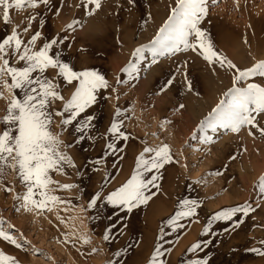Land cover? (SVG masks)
Instances as JSON below:
<instances>
[{"label": "rangeland", "instance_id": "rangeland-1", "mask_svg": "<svg viewBox=\"0 0 264 264\" xmlns=\"http://www.w3.org/2000/svg\"><path fill=\"white\" fill-rule=\"evenodd\" d=\"M176 2L101 0L97 8L95 3H88V0H49L47 5L38 3L35 8L11 10V22L7 24L3 22L0 12V39L6 38L16 28L20 38L27 44L39 32L40 38L33 47L34 51L39 50L44 42L56 39L58 43L49 55L68 64L73 71H95L108 82L106 89L98 91V101L71 124L62 126V120L67 118L68 113L63 117L53 115L52 132L60 134L61 140L66 137L71 139L70 149H67L72 161L70 168L83 162L84 168L94 165L91 161L94 155L102 151L103 146L107 149L106 138L112 121L119 124L121 133L127 137L122 138V155L128 149L129 141H132L136 145L137 156L142 152L140 147L143 145L152 149L167 145L172 158L164 164L163 169L144 173L145 181L152 176L158 177L155 181L158 187L149 185L144 190V194L150 197L147 203L138 204L131 210L125 206L111 205L116 221L110 234L107 226L97 228L95 223L91 224V211L95 205L89 207V199L79 205L62 202L64 200L61 199H65L66 195L79 196L82 200V185L66 190L61 184L48 186L50 195L60 198V201H56V204H49V201L45 208H39L21 199L27 193L26 186L18 178L16 170L10 166L4 167L0 173V229L21 247L0 238V253L13 258L15 264H193L199 260L207 261V264H264V255L260 254L264 252V191L261 190V179L264 178V135L259 131L264 128V113L256 116L257 127L243 126L238 132L224 127H217L213 131L211 127L202 126L201 122L206 119L205 116L208 117L212 107L215 108L221 100H227L224 93L231 89L229 79H233L237 72L236 69L228 71L216 61L211 64L204 62L203 72L215 77V89L223 93L216 92L214 96H205L203 100L192 93V96L185 99L184 95V98L182 87L185 76H201L202 70L196 65V60H201L191 49L154 55L151 43L168 21ZM254 9L262 11L264 0H206V15L198 25L207 37L211 24L216 20H233L232 29L236 28L239 33L233 37L232 46L222 49V52L225 58L232 56L231 62L240 70L264 61V21L254 29L248 27L250 24L247 22L250 15H256ZM245 29H249L248 33ZM102 36L107 41L101 49L95 48L94 51L88 47L90 41ZM190 41L195 42V38L190 37ZM137 48L144 49L139 57L134 55ZM213 50L218 53L221 49L213 47ZM10 64L14 67L23 66V62L11 54ZM190 66L195 70L197 67V70L190 72ZM56 73L54 69L45 72V76L54 79L55 83L62 81L58 85L64 101L52 103L50 111L53 114L63 111L64 102L70 99L77 86L76 81L67 84ZM3 79L11 83L7 76ZM200 79L204 83L208 81L206 76ZM249 83L264 87V77H249L240 80L235 86L246 88ZM66 85L68 87L65 88ZM63 90L66 93L69 91L67 95ZM20 94L19 90L5 87L0 82V118L5 115L8 102L14 96L21 97ZM190 103H195L193 107L199 111L198 117L189 113ZM88 116L94 117L90 126L83 132L77 131ZM196 126L199 131L188 138L193 129H197ZM3 129L4 125L0 124V132ZM147 155L145 153V158ZM122 160L124 167L134 164L124 158ZM213 167L214 170L211 169ZM109 168L104 163L98 165L90 190L99 191L116 181L119 175L107 178ZM70 174L75 178L74 172ZM126 174L129 180L131 170ZM73 178L67 177L66 180L72 183ZM163 186L172 195L187 192L190 199L196 202L195 214L176 219L178 213L190 207L181 199L172 212L164 214L146 230L144 216L152 206L157 210L160 209L157 205L160 202H165L163 205L166 206L174 205ZM111 193L105 197L100 194L96 204L104 207ZM40 199L39 195L32 198L33 201ZM233 208H249L250 211L246 215L243 212L235 213L231 219H213L217 214ZM105 214L103 210V218ZM81 216L85 218L86 229L81 226ZM105 235L109 236L108 240L104 239ZM196 244L200 247L193 250ZM157 249L159 255L156 254Z\"/></svg>", "mask_w": 264, "mask_h": 264}, {"label": "snow or ice", "instance_id": "snow-or-ice-1", "mask_svg": "<svg viewBox=\"0 0 264 264\" xmlns=\"http://www.w3.org/2000/svg\"><path fill=\"white\" fill-rule=\"evenodd\" d=\"M129 2L131 3L132 0ZM38 3L47 5L49 0H0L3 22L6 24L11 22V10L35 8ZM88 3H95L97 8L100 7V0H88ZM204 15H206V0H177L176 7L172 9L168 21L159 29L155 39L151 42L153 54L163 55L165 52L174 53L189 49L197 51L199 48V54L206 61L211 64L213 58H216L223 67L226 58L219 57L211 43L207 41L205 32L198 27ZM190 37H194L195 42H191ZM39 38L40 33L36 32L25 44L16 28H13L10 35L0 39V82H3V86L18 89L22 93L21 97L14 96L8 102L5 115L0 118V124L4 125L3 131L0 132V173L4 167L8 166L16 170L18 178L27 188V193L21 199L34 203L39 208H45L49 201L59 200L58 197L50 195L51 190L48 186L55 181L49 173L62 171L60 166L64 162L72 164L71 158L60 151L62 141L51 130L53 115L63 117L65 113H68L67 118L62 120V126L71 124L96 102L98 91L106 89L108 82L104 76L95 71H73L68 64L49 55L50 50L58 43L56 39L45 42L39 50L34 51L33 47ZM143 51V48H137L134 55L139 57ZM10 54L18 61H22L23 66H11ZM227 66L236 69L237 72V75L233 77V87L224 93L227 100H221L212 109L208 117L201 122L202 126L211 127L213 131L217 127H224L233 132H238L243 126L250 125L255 128L257 127L256 116L264 113V87L254 83H249L246 88H238L235 85L240 80H246L249 77H264V61L246 70L236 68L231 61H227ZM48 69L57 70V76L62 77L68 84H72L73 81L78 82L70 99L64 102L63 111H57L54 114L50 111L52 103L64 101V97L58 90L59 85L45 76ZM34 73L36 75H33ZM5 76L10 77V84L3 79ZM93 119L94 117L88 116L80 123L77 131L83 132L90 126ZM109 131L116 134L119 131V125L113 123ZM259 131L261 135H264V128ZM120 136L127 139L123 133H120ZM108 147L112 148L113 145L109 144ZM153 152L154 155L149 159L145 158V153ZM171 159L167 145L158 149L145 147L137 157L134 174L122 187L107 197L108 202L125 206L128 210L138 204L147 203L150 197L144 194V190L148 189L149 185L158 187L155 184L158 177L152 176L151 179L145 181L144 173L163 168L164 164L170 162ZM61 187L70 189L73 186L62 185ZM261 190L264 191V178L261 179ZM34 195H39L42 199L33 201ZM95 204L96 200L93 199L89 207ZM184 204L186 206L191 204V206L187 211L178 213L176 219L195 214V201H185ZM249 211V208H233L217 214L213 219H231L235 213L243 212L246 215ZM0 238L16 247H21L2 229H0ZM104 239L108 240L109 236L105 235ZM199 247L200 245L196 244L193 250ZM254 251L259 252L260 250L254 249ZM156 254L159 255L158 249ZM260 254L264 255V252ZM0 264H15V261L0 253ZM193 264H207V261H194Z\"/></svg>", "mask_w": 264, "mask_h": 264}, {"label": "bare ground", "instance_id": "bare-ground-1", "mask_svg": "<svg viewBox=\"0 0 264 264\" xmlns=\"http://www.w3.org/2000/svg\"><path fill=\"white\" fill-rule=\"evenodd\" d=\"M101 1V0H100ZM94 4V3H93ZM84 7H86V6H84ZM51 8V7H50ZM87 8V7H86ZM83 9V8H82ZM81 9V10H82ZM255 10V9H254ZM83 11V10H82ZM257 10H255V12H256ZM83 12H85V11H83ZM255 12H253V13H255ZM87 13V12H86ZM262 13H264V9L261 11L260 9H258V11L256 12V15H250V14H252V13H248L251 17H250V19L247 21V20H245V21H247V22H249L248 24H250V25H248V24H246V26L248 25V27H252L251 29H254L255 27H256V25L257 24H259L260 22H262V21H264V14L263 15H261ZM98 14V13H97ZM80 16V15H79ZM78 16V17H79ZM247 17H248V15H247ZM229 18V17H228ZM246 18V17H245ZM97 19V18H96ZM212 19L214 20V18L212 17ZM207 20L208 21H210V18L208 17L207 18ZM227 20V21H226ZM230 20H231V18H230ZM235 20V19H234ZM203 21H204V18H203ZM202 21V22H203ZM232 21L233 20H231V21H229V19H222V21L221 20H216L215 22H213L212 24H211V29H210V31H209V34L207 35V41L208 42H210L211 43V45H212V48L213 47H217L218 49H221L220 50V52H218L217 54L219 55V57L221 58V59H225V54H223V52H222V49H225V48H228V47H231L232 46V43H233V41H234V39H233V37L235 36V35H237L239 32L237 31V29L235 30V29H232V27H234V26H232L233 24H232ZM244 21V22H245ZM100 22V21H99ZM104 22V21H103ZM204 23V22H203ZM237 22H235V24H236ZM78 24V23H77ZM238 24V23H237ZM236 24V25H237ZM206 25V24H205ZM239 25V24H238ZM241 25V24H240ZM203 26H204V24H203ZM241 26H243V25H241ZM245 26V25H244ZM209 27V26H208ZM237 27H239V26H237ZM98 28H100V27H98ZM111 28V27H110ZM241 28V27H240ZM98 30V29H97ZM130 30V29H129ZM239 31H240V29H238ZM99 31V30H98ZM102 31V30H101ZM113 31H115V28L113 29ZM247 31H249V29H245V32H247ZM116 32H117V30H116ZM131 32V31H130ZM237 32V33H236ZM104 33V32H103ZM106 33V32H105ZM248 33V32H247ZM111 34V33H110ZM116 37V36H115ZM109 39V38H108ZM42 40V39H41ZM44 41H45V39H44ZM106 41H107V38L105 37V36H102V37H100V38H97L96 39V41H90L89 43H90V45L88 46L90 49H93L94 51H95V48H98V49H101L102 48V45H104L105 43H106ZM42 43H43V41H42ZM45 43V42H44ZM93 50H92V52H93ZM100 52V51H99ZM199 58H197V57H195V58H197V59H200L201 61H197L196 59V65H197V67H198V69L200 68L201 70L203 69V63L204 62H206V63H208V61H206L204 58H203V56L201 55V54H199L200 53V49L198 48L197 49V51H193ZM221 52H222V54H221ZM93 53H97V52H93ZM230 53V52H229ZM103 54V53H102ZM195 56V55H194ZM226 57H228V56H226ZM230 58H226L225 60H227L228 59V61H232V56H229ZM77 61V60H76ZM203 61V62H202ZM214 61H216L218 64H220V62H219V60H217L216 58H213V62ZM63 62H65V61H63ZM221 65V64H220ZM217 66V65H216ZM115 67V66H114ZM191 67V66H190ZM197 67H196V70H197ZM219 67V66H218ZM223 67H225L228 71L230 70H233L232 68H229L228 66H227V62L225 61V63H224V66ZM239 67V66H238ZM213 68V67H212ZM220 68V67H219ZM206 69V68H205ZM192 70H195V68H192L191 67V69H190V72H192ZM195 70V71H196ZM200 70V71H201ZM220 70V69H219ZM218 70V71H219ZM118 71V70H117ZM209 71V70H208ZM223 71V70H222ZM189 72V71H188ZM115 73V72H114ZM231 73V72H230ZM52 74V73H51ZM50 74V75H51ZM201 74V76H206L208 79V81H207V83H204V82H202V80L200 79L201 78V76L200 75H195V74H189L188 76H185V81H183V83H185L184 85H183V89H182V94H183V96L185 95L186 96V98H185V96H184V98L185 99H187V96H189L190 97V95H191V93L192 94H194V95H196V96H198V98H200V99H202L203 100V98L206 96H214L215 94H216V92L217 93H223L221 90L220 91H216V89H215V83H216V79H214L215 77L214 76H212V75H210L209 73H204L203 72V70H202V72L200 73ZM229 74V73H228ZM48 76H49V73H48ZM53 76V75H52ZM54 77V76H53ZM231 77V76H230ZM8 78H10V77H8ZM56 78H59V77H57L56 76ZM50 79V78H49ZM60 79V78H59ZM62 79V78H61ZM60 79V80H61ZM115 79V78H114ZM184 79V78H183ZM54 80V79H53ZM57 80V79H56ZM59 80V81H60ZM230 81H231V85H230V82H229V86L232 88V84H233V79H232V77L229 79ZM10 81V80H9ZM218 81V80H217ZM225 81V80H224ZM55 82V81H54ZM62 82V81H61ZM61 82H56V84H59V83H61ZM78 83V82H77ZM63 84H65L64 83V81H63ZM68 84V83H67ZM217 85H218V82H217ZM60 86V85H59ZM62 86V85H61ZM225 86V85H224ZM66 87H68L67 85L65 86V88ZM61 88V87H60ZM59 88V89H60ZM62 88H64V87H62ZM64 88V89H65ZM217 88V87H216ZM225 89H226V86L224 87ZM8 89V88H7ZM58 89V90H59ZM225 89H222L223 91L225 90ZM14 90V89H13ZM18 90V89H17ZM61 90V89H60ZM66 90V89H65ZM11 91V90H10ZM64 91V90H63ZM62 91V92H63ZM227 91V90H226ZM61 92V91H60ZM65 92V91H64ZM63 92V93H64ZM69 92V91H68ZM67 92V93H68ZM8 93L10 94V92L8 91ZM16 93H19V92H16ZM66 93V92H65ZM67 93H66V95H67ZM11 94H12V92H11ZM141 94V93H140ZM19 95V94H18ZM66 95H64L65 96V98L67 97ZM174 95V94H173ZM178 95V94H177ZM20 96H22V94H20ZM192 96V95H191ZM16 97H18V96H16ZM192 98V97H191ZM190 98V99H191ZM194 98V97H193ZM207 98H209V97H207ZM211 98V97H210ZM184 100V99H183ZM207 100V99H206ZM97 101H98V99H97ZM192 101V100H191ZM195 104V103H194ZM194 104H192V103H190L189 105H188V111H189V113L194 117V116H196V117H198L199 116V111H196L195 109H194ZM100 106V105H99ZM187 106V105H186ZM214 106V105H213ZM5 108V107H4ZM199 108V107H198ZM212 108H214V107H212ZM6 109V108H5ZM59 110V109H58ZM63 110V109H62ZM5 113V112H4ZM201 114L203 113V112H200ZM206 113H207V111H206ZM202 115H204V114H202ZM192 117V118H193ZM201 117V116H200ZM203 117V116H202ZM205 117H207V116H205ZM190 118V117H189ZM194 119V118H193ZM114 120V119H113ZM116 120V119H115ZM200 121V120H199ZM204 121V120H203ZM113 123H114V121H112ZM116 122H118V120H116ZM180 122V121H179ZM178 122V123H179ZM112 123V124H113ZM55 124V123H54ZM111 124V125H112ZM118 124V123H117ZM119 125V124H118ZM59 126V125H58ZM189 126V125H188ZM101 127V126H100ZM111 127V126H110ZM197 127V126H196ZM189 128V127H188ZM188 128H186V129H188ZM53 129V128H52ZM56 131L55 132H57L58 133V131H57V129H55ZM189 130V129H188ZM192 130V129H191ZM199 131V129H198V127H197V129H193V133H192V135L191 134H189V137L188 138H191V137H193V135H195V134H197V132ZM102 132H103V130H102ZM110 132V131H109ZM120 133H121V131H120V129H119V131L116 133V134H113V133H109V135H108V137L106 138V140H107V149H106V147L104 148V146H103V150L102 151H98V154L95 156L94 155V157L91 159V161L92 162H94V165L92 166V167H90V168H88V167H86V168H84V162H83V164H77L76 165V167L75 168H70L71 166H70V164L69 163H66V162H64V163H62L61 164V168H62V171H51L50 173H49V175L51 176V178H52V180L53 181H55V183H53V184H50L49 186H54V185H57V184H61V185H72L73 187H75L76 185H82V187L80 188V191H82V193H83V195H84V197H82V200L79 198V196L77 197V196H65V199H61V200H64V201H62V202H66V204L68 203V202H70L71 204H73V205H75V204H78V203H84V201H86V199L88 200H90V202H91V200H93V199H95L96 201H97V196H100V194H103V196L104 195H108V194H110L114 189H116L117 188V186H119L120 184H122L124 181H127L128 179V174H126L127 172H130V170H131V175H133L134 174V172L136 171V160H137V154H136V152H135V146L136 145H134V143L132 142V141H129V143H128V149L126 150V151H124V153H123V155H122V152H121V148H122V142H123V140H122V138H123V136H120ZM189 133V132H188ZM60 134H58L57 136L59 137V139L61 140V138H62V136H61V138H60V136H59ZM125 136V135H124ZM180 136V135H179ZM187 136H188V134H187ZM202 136V135H201ZM63 139H64V137H63ZM105 139V138H104ZM70 138L69 137H66L64 140H61L62 141V145H61V149H60V151L61 152H63L64 154H66L68 157H70V151H67V149L69 148L70 149ZM191 140V139H190ZM109 144H112L113 145V147L112 148H109L108 147V145ZM124 144V143H123ZM221 145H222V143H221ZM146 146H141L140 147V150H142V152H143V150H144V148H145ZM148 155H147V157H146V159H149L151 156H152V153H151V155H150V153H147ZM75 157V156H74ZM92 157V156H91ZM87 158V157H86ZM122 158H124V159H126V160H128V161H132V163L134 162V164H132V165H130V166H128V167H124L123 165H122V163H123V160H122ZM77 161V160H76ZM87 161V160H86ZM96 161H99V163H96ZM79 162V161H78ZM90 162V161H89ZM77 163V162H76ZM81 163V162H80ZM101 163H104L106 166H109L110 168L108 169V172H107V178H110V177H113V176H117V175H119L118 176V178L116 179V181L112 184V185H108V186H106V187H104V188H101V190H90L91 188L90 187H93V184H94V180H95V170L97 169V167H98V165H100ZM90 165H91V163H90ZM72 167H74V166H72ZM133 168V169H132ZM70 169H74V171H70ZM163 169V168H162ZM212 170H214L215 168L213 167V168H211ZM155 170V169H154ZM160 170V169H159ZM141 171H143L142 169H141ZM74 172V177L75 178H73V176H71V174L70 173H73ZM159 172V171H158ZM162 172V171H161ZM149 174V173H148ZM80 175V176H79ZM79 176V177H78ZM70 178V177H72L73 178V182L72 183H70V181L69 180H66V178ZM167 186V185H166ZM163 188H165V191H166V187L165 186H163ZM162 188V189H163ZM79 189V188H78ZM63 190H66V189H63ZM170 190H172V189H170ZM69 191V190H68ZM78 192V191H77ZM76 192V193H77ZM167 192V191H166ZM168 193V192H167ZM166 193V194H167ZM79 194V193H78ZM57 195V194H56ZM170 195V198L169 199H172L173 201H174V205L172 206V205H167L166 206V204H164L163 205V203H165V202H160V204L158 203L157 205H158V207L160 208V209H153L152 207V209L150 208V211H149V213L147 214L146 213V215L144 216V217H146V221L144 222V228L147 230L149 227H151L152 225H154V223H155V221L157 220V219H159L160 217H162L164 214H166V213H169V212H172L173 211V208H174V206L177 204V202L179 201V200H181V199H183L184 201H188V202H191L192 200L190 199V197H189V195H188V193L187 192H182L181 194H175V195H172V194H170V193H168V196ZM53 196H55V195H53ZM60 197V196H59ZM105 197V196H104ZM166 198V197H165ZM60 199V198H59ZM164 201H165V199H163ZM162 200V201H163ZM171 200V201H172ZM60 201V200H59ZM166 201H168V200H166ZM170 201V200H169ZM62 202H60V204L62 203ZM50 203H52V204H56V202H49V204ZM64 205H65V203H64ZM68 205H69V203H68ZM79 205V204H78ZM111 205H112V203H109V202H107V203H105V205H104V207H103V205L102 206H99L98 204H95V207H93V210L91 211V216H90V220H91V224H93V223H95L96 225H97V228H99V227H103V226H107V228H108V233L110 234L111 233V230L112 229H114L113 228V223L116 221V214H115V212H114V210H113V207H111ZM156 205V204H155ZM190 206H191V204H189ZM189 205H187V207L189 206ZM56 206V205H55ZM58 206V205H57ZM59 206H61V205H59ZM51 207H53V205L51 206ZM61 207H63V205L61 206ZM83 207V206H82ZM55 208V207H54ZM154 208H156V207H154ZM103 210H105V217L103 218L102 217V214H103ZM53 215H56L55 213L53 214ZM104 216V215H103ZM83 216H81V218H82ZM145 219V218H144ZM85 218L83 219H80V223L82 224H80L83 228H85L86 229V225H85ZM156 224V223H155ZM154 229V228H153ZM153 259H154V257H153ZM157 260V259H156ZM154 261V260H153ZM152 261V262H153ZM158 261L159 262H161L162 260L161 259H158ZM140 262V261H139ZM155 262V261H154ZM156 263V262H155ZM131 264H138V263H136V262H132ZM154 264V263H153Z\"/></svg>", "mask_w": 264, "mask_h": 264}]
</instances>
